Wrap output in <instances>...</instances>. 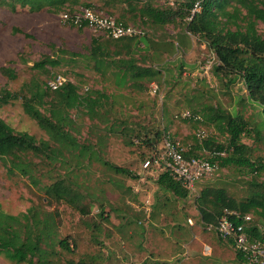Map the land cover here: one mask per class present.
I'll return each instance as SVG.
<instances>
[{
  "label": "rangeland",
  "instance_id": "374dc122",
  "mask_svg": "<svg viewBox=\"0 0 264 264\" xmlns=\"http://www.w3.org/2000/svg\"><path fill=\"white\" fill-rule=\"evenodd\" d=\"M147 1L159 8L173 9L187 2ZM91 5L98 13L114 19H119L121 9H125L123 5L117 9L105 7L101 0H91ZM64 11L30 12L22 7L12 11L0 5V89L18 92L25 85L35 83L45 87L52 78L61 76L66 82L76 84L80 94L105 91L114 102L103 106L94 119L81 109L70 111L72 122L67 129L71 135L79 144L96 148L97 154L90 163L77 166L79 150L66 153L69 162L64 165L61 160L51 164L46 159L40 162L33 158L40 165L37 173L40 181L36 186L21 175L10 177L0 160L1 209L19 215L36 207L41 219L49 220L55 238L42 244L46 255H53L45 259L49 264H247L237 259L228 241L203 227L196 199L208 187L224 188L237 200L245 199L251 177L235 168H220L214 176L198 180L195 191L187 199H179L159 189L158 169L143 170L155 151L143 144L142 139L146 134L153 137L156 131L166 130L185 147L198 144L202 147V157H208L212 150L199 141L196 143L199 129L207 132V139L219 143H225V135L206 121L200 127L183 120L182 115L202 116L205 108L219 105L230 113L242 111L259 127L260 135L254 133L244 142L251 145L254 157L264 160L262 108L249 102L243 83L226 86L213 73L217 63L215 53L203 39L189 34L184 23L162 28L143 25L139 18L127 15L126 23L144 26V37L150 44L147 49L144 42H138L141 51L137 52V59L145 55L148 60L146 63L140 60L141 63L161 71V75L156 82L145 83L144 92L129 86L118 90L110 86L115 78L95 71L89 57L93 39L107 40L105 35L91 28L63 24ZM257 29L264 36V24L258 23ZM46 57L57 59L59 65L47 68L48 72L33 69L36 62ZM3 66L14 69L16 79L4 76ZM0 118L38 141L50 140L47 132L25 114L22 101L0 106ZM162 146L160 141L157 147ZM106 163L129 170L133 177L116 173ZM66 173L85 196L84 204L91 208L89 214L82 215L66 204H49L44 200L40 188ZM261 177L264 180V174ZM102 208L103 217H100ZM66 239L70 253L60 247V241ZM0 264L16 263L0 255Z\"/></svg>",
  "mask_w": 264,
  "mask_h": 264
},
{
  "label": "trees",
  "instance_id": "16d2710c",
  "mask_svg": "<svg viewBox=\"0 0 264 264\" xmlns=\"http://www.w3.org/2000/svg\"><path fill=\"white\" fill-rule=\"evenodd\" d=\"M101 1L105 7L112 9L124 6L125 9H121L123 13L116 19L124 26L132 25L125 22L127 16L139 18L143 25L151 24L162 28L184 23L189 34L203 39L207 47L215 53L217 63L213 66V73L220 76L226 86L239 81L243 83L249 102L257 104L264 112V36L257 29L258 23L264 24V0H187L178 9L159 8L147 0ZM0 5L12 11L22 7L28 8L30 12L65 10L69 14L79 8H93L91 0H0ZM143 27H137L142 30V34L132 37L114 39L105 36L107 40L93 39L89 51L95 71L105 76L112 75L118 86L130 84L129 87L138 92L146 91L145 83L156 82L161 75V71L141 63L140 60L144 63L148 60L145 55L141 59L136 57L137 52L141 51L138 42H144V48H150L149 41L144 37ZM78 28H87V23ZM58 65L57 59L46 57L36 62L33 69L48 72L47 68ZM1 73L10 80L16 79L15 71L11 67L3 66ZM12 101H22L25 114L47 132L50 140L38 141L33 135L16 131L0 118V160L5 164L10 177L21 175L36 186L40 181L37 177L40 165L33 162V158L40 162L46 159L51 164L61 160L64 165L69 162L65 154L79 150V166L85 162L90 163L97 154L95 147L79 144L67 129L72 122L70 111L81 109L94 119L103 106L114 102L112 96L105 91L92 90L80 94L79 87L72 82H65L56 90H52L48 84L39 87L36 83L25 85L18 92L0 89V106ZM191 116L199 117L200 120H183L200 127L206 121L226 137L225 143H219L207 139L208 137L200 141L195 135L196 143L199 141L212 152H226V156L213 157L210 161L218 163L220 168H235L251 177L248 183L249 195L242 200H237L224 188L203 189L196 199L202 221L215 224L225 210L238 213V217L231 218L237 225L243 223L241 219L250 216L251 221L246 223V233L252 240L264 241V180L261 177L264 174V160L262 157H254L253 148L244 142V139L252 137L254 133L259 136V127L249 121L242 111L230 113L219 105L205 108L202 116L195 113H191ZM165 134L184 146L178 137L166 130L156 131L153 137L146 134L142 143L155 151L149 157L152 161L159 152L157 145ZM137 136L141 138L140 135ZM201 150L202 147L197 144L189 147L184 155L188 158H200L204 156L200 154ZM106 164L118 174L133 177L132 172L127 169ZM156 184L159 189L182 200L192 193L189 188L174 181L166 170H159ZM40 190L49 204H66L82 215L91 211L84 204L85 196L75 188L67 173ZM100 211L99 216L103 217V208ZM40 216L36 207L19 215L8 214L0 207V255L16 264H49L45 259L48 260L53 255H46L42 244L54 239L55 233L49 226V220H43ZM228 244L234 249L232 242L229 241ZM60 247L66 252L72 251L67 239L60 241ZM236 256L240 262H247L241 254L236 252Z\"/></svg>",
  "mask_w": 264,
  "mask_h": 264
},
{
  "label": "built area",
  "instance_id": "2783aa9c",
  "mask_svg": "<svg viewBox=\"0 0 264 264\" xmlns=\"http://www.w3.org/2000/svg\"><path fill=\"white\" fill-rule=\"evenodd\" d=\"M61 22L63 24L74 25L81 27L83 23H87V28L94 29L95 31L102 32L107 37L120 39L124 37H132L142 34V30L134 25L124 26L117 22L111 16H104L102 13L94 8H81L73 13H63L61 15ZM66 80L61 76H55L48 85L52 90H56L62 86ZM193 118L200 120L199 117H192L191 114L182 115V119ZM197 138L202 141L208 135L204 130H199L196 133ZM163 146L155 155V160L148 159L143 165L145 172L155 170H166L170 173L172 179L183 186L189 188L192 192L195 191V183L202 178H210L214 176L219 170L218 163L210 161L213 157L226 156V152H212L209 158L204 157H186L184 153L189 149L184 147L179 141L172 140L168 134L162 138ZM238 217V213L225 210L221 217L217 219L214 224H208L202 221L203 227L208 231H213L217 236L226 241H230L234 245L237 253L244 256L247 264H264V241L252 240L248 233H246V223L251 221L250 216L243 219L241 225H237L231 218ZM191 225L193 221L188 220ZM209 250L206 247L205 251Z\"/></svg>",
  "mask_w": 264,
  "mask_h": 264
},
{
  "label": "crops",
  "instance_id": "0c3cea01",
  "mask_svg": "<svg viewBox=\"0 0 264 264\" xmlns=\"http://www.w3.org/2000/svg\"><path fill=\"white\" fill-rule=\"evenodd\" d=\"M129 85H130V84H129ZM129 85L118 86L114 81L110 84V86H114V87H116L118 90H120V89H124V87L129 86ZM210 249H211V248H210Z\"/></svg>",
  "mask_w": 264,
  "mask_h": 264
}]
</instances>
